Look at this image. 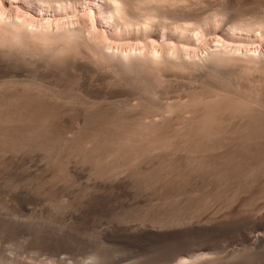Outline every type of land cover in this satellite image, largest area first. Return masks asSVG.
Returning <instances> with one entry per match:
<instances>
[{"label": "rangeland", "instance_id": "374dc122", "mask_svg": "<svg viewBox=\"0 0 264 264\" xmlns=\"http://www.w3.org/2000/svg\"><path fill=\"white\" fill-rule=\"evenodd\" d=\"M5 1L7 0H1L0 2L5 4ZM183 1L185 3L187 2L186 4H188L189 7L192 5L190 8H197V13L200 10L199 14L205 13L204 15H215V13L217 15L221 8V0ZM225 1L227 2L229 0ZM230 2L228 3L233 5V8H237L235 9L237 11L234 10L235 13H238L237 16L234 15L235 17H240L241 15L240 18L249 21L250 19L251 21H256V16L258 17L256 18L257 20L262 17V19H264V0H230ZM1 3L0 13L5 12L4 15L6 18L9 16L14 19L17 17V20H24L31 28L37 26L38 28H42L44 26L43 24L46 25L45 28L49 25V29H55V27L57 28L59 25L63 28H74L77 24L79 25V19H81L80 24L82 22L86 24L84 28H87L88 32L86 29L85 31L88 35L93 38L96 37V40L99 38V40H103V37H106V39L103 40L105 42L104 45H106L107 42L106 47L110 49V51L127 52L130 50L133 51L136 48L138 51L142 49L143 45L146 46L151 44V46H149L153 48L151 49L153 51H160L166 48L167 51L174 52L176 49L175 52L181 50L187 57L197 56L196 58L204 57L206 52L208 53L209 50L212 51V49H221L222 52L227 50L225 53L231 52L230 55L234 53L235 55L251 54L255 56L264 52V32L260 34L256 32V34L251 36L252 38L250 37L248 40H243L242 37L240 39L239 35L232 31L221 32L212 30V34L204 32V37V33L201 31L203 29H200L199 31L196 30L197 32L194 31V33L192 31V41L190 43H185L184 45L179 43L180 45H178V47L176 44L175 46L178 48L177 49L173 44L174 42L163 45L160 41L159 44H154V42L145 44L144 41L142 43L138 42V44L136 43L137 41H134L135 43H133V41L130 43L126 40H118L120 37L119 34H115L109 28H107L106 31V28L101 25L98 26L100 30L97 28L99 33H95L94 30H96V28L93 23L94 26L91 24V15L89 14L90 6L82 1L81 3H83V6L79 5V2L76 3L77 5H74L75 7L73 6V9L69 7L62 12L58 11L60 16L57 18L49 16L56 12L46 11V13L44 12L45 15H41L34 11L35 16H33L36 17L34 20L31 14H24L22 10L7 9L8 11H5V9H3V11ZM195 3L199 4L196 5ZM228 3L227 6H229ZM10 10L13 11L11 12ZM68 11L70 13H67ZM86 11L88 12V14L86 13L88 16L84 15ZM75 13H81L84 16L82 17V15L79 16ZM70 16L71 19H69ZM48 18H53L54 21L50 19L51 21L49 23ZM55 18L56 20L60 18V21H58L60 24L56 22ZM52 21L53 23H51ZM92 22H94L93 19ZM101 29L107 34L103 33V36V31H101ZM110 32L114 34L111 35ZM198 32H201L203 36L197 34ZM100 33L103 37L98 36ZM108 37H111V39ZM108 40L110 41L108 42ZM140 45H142V47H140ZM186 45L188 48L184 47ZM138 46L140 48H138ZM8 48L10 47L0 48V75L2 80H4V88L2 85L0 87V97L3 96V98H1L2 102L0 101V264H181L184 260L188 262L192 260V264H264V138L262 137L260 140L254 141L235 136L232 134V130L236 125L233 123L223 125V128L226 126L227 129L224 128L226 134L223 133L219 135L220 137H214L216 139L212 138L213 141L205 140L206 142L204 144V140L201 144V140H196L191 143L186 141L182 136L180 138V135H182L181 130L184 125L183 119L181 118H183L185 113L178 105L181 102L187 101L194 90L201 89L197 84V86L193 84V81L194 83L196 81L194 78L195 76L192 77V75L196 73H191V75L187 72L191 79L187 74H184L187 77L178 74V77L181 79L177 78V76L174 77L177 74L171 76L172 79L177 78L176 85L174 84L175 79L171 80L169 76L170 78H167L166 82L168 83V80H171L172 84L169 83L173 86L171 88H169L170 86L167 83L166 86L168 87H165V82L162 79L159 80L161 82H158V77L156 78V76L152 79L153 81L148 80L150 77L148 79L147 77L145 78L144 73V78L141 74L142 77L140 78L142 79H139L140 75L137 79L134 75H122V73L121 75L125 77L126 82L124 80L121 81L122 79L120 81L117 80L119 81L117 82L115 80L118 79L116 73L107 72V67L105 68L103 64V66H101V63L97 62L100 69L106 71L104 73V75L106 74L105 76L103 74L100 75L98 72H102L103 70L101 71L99 67L97 68L95 66L96 64H94L96 62L94 61H91V65L89 62L91 58L88 59L86 53L80 56H83V58L86 57V60L85 58L83 61L81 60L82 65H75L73 61H71L73 65H69L70 62H66L64 59L65 57L63 58L60 56L64 63L66 62L69 65V69H66L65 66L67 64L62 67V62H60L62 60L60 57L57 58L60 60H58L60 62L59 65V63H57L58 61L54 59V57L56 58L57 56L52 55L53 60L49 52L45 53L42 51L39 52V55L35 53L36 55L34 54V57L35 59L41 58L42 61L39 59L36 60L39 63L42 62L40 63L41 65H46L48 70L45 68L46 66L43 67L39 65L38 62L36 63V60L33 59V55L29 57L31 54H28L29 56L27 57L32 60V67L36 66V70L30 67L31 65H29V63L31 60L22 63V67H24L26 63L28 64L25 66H29L28 71V69H24L25 67L23 69L21 67V69L19 68L21 65L20 62L25 61V56L27 54L25 55V53H23V55H25L23 56L24 58L22 54L21 57H19L20 54L18 53L21 51L15 52V48H10L11 52H14V54H12ZM147 48L149 47L146 46L143 49ZM7 52H10V57H8ZM15 53L18 54L17 58H21V61L15 60L14 58L16 57H12V55L17 56ZM42 55L44 57H42ZM80 57H78V59ZM4 58L5 60H3ZM22 58L24 60H22ZM27 59L28 58H26V60ZM66 59L70 61L72 58ZM13 61L14 63H12ZM84 61H87L85 63L87 64L86 66H84ZM2 62L5 65H2ZM10 62L12 66H9L11 65ZM56 63L57 66L59 65L58 67L64 68L65 72L63 69L60 70V68L57 67L59 71L56 68ZM15 64H17L16 67ZM88 65L89 67H87ZM38 66L39 68L42 67L40 68L42 70H39ZM70 66L74 67L71 68ZM79 67H81V69ZM95 68L99 71L95 72V70H97ZM50 69H52V71ZM32 70L34 73L36 71L35 75ZM17 71L19 73H17ZM53 71L56 73H53ZM229 71L232 74L235 73L236 75L234 76L233 74V76H237L236 78L238 79L236 80H239V84L236 81L238 86H233V89L242 87L244 90L243 93L250 95L253 86L251 82V78H254L253 75L247 76L248 78L244 75L243 77L240 75L242 79L234 72L236 70L231 69ZM229 71L225 70V72ZM30 72H32V75ZM89 72L91 74H89ZM15 73L17 74L16 76ZM4 74L6 77L3 76ZM92 74H95V78L92 77ZM122 76L119 77L122 78ZM127 76H131L130 78L128 77L129 81L127 80ZM132 76L136 78L132 80ZM147 76L150 75L147 74ZM183 76L185 77L183 80H187L186 82L182 81ZM256 76L257 74H255V77ZM10 77H13L12 80H10ZM15 77L20 79L21 84L25 81L30 84L28 80L35 77L36 79L29 80L32 81L31 84H37L38 82L43 84L45 81V83L48 85L50 84L49 86L55 91L53 89V91H51L49 87V89H47L49 90L48 93L47 90L45 92L44 89L48 88V85L46 84L47 86L45 87L44 83L43 88H45L43 92H41V89V91L38 90V92L34 91L36 89H33L34 92H37L34 94L35 97H33L34 95L32 96V93H34L33 91H29L30 94L27 92V94L31 95V101L29 95L25 96L26 93H24L23 96L19 94L20 96H18L19 98H17V100L15 97L17 102H14H16V104L13 103V105L15 104V107H17V105L20 107L21 105L24 109L17 107L18 110L13 107V110V105L10 108L8 105L12 104L13 97L17 92H22V87L16 84V82L19 83L20 81L18 80L19 82H15L13 80L16 79ZM151 77H153V75ZM8 78L10 80L9 83L11 81L15 82H11L12 84L10 83L11 87L7 82ZM136 79L137 81L134 82ZM34 80H38V82ZM178 80L182 83H179ZM191 80L193 81L190 82ZM159 83L162 84L160 85ZM13 84H15L17 88ZM112 84H115V86L112 87ZM37 85L39 86V83ZM40 86L42 85L40 84ZM90 86L92 89H89ZM14 87L15 90H12ZM117 87H121V89ZM111 89L113 91H111ZM140 89H143L142 92ZM11 90L15 91L14 96ZM134 90L137 91L135 92ZM40 92L43 93V95H45V93L46 95L48 94V99L46 100L52 98V101H49L51 103L46 101L45 97L41 95ZM49 92L53 94L56 93L58 97H54V95L51 97ZM200 92L201 94L203 93L202 91ZM200 92H198V95ZM9 93L13 96V99L8 95ZM83 93L88 98H92L91 102L90 99L89 102H87V97L85 99ZM92 93L94 95H92ZM241 93L240 95L244 96ZM4 96L8 99L10 96L12 101L9 103L10 100L6 98L8 104H5ZM21 96L23 98L26 97V102L23 98V103L19 102ZM39 97L43 100L42 102H40L41 100H39ZM57 98H61V102L57 100L60 102L59 105H54L56 101H54V99ZM93 98L95 99L94 103L92 102L94 101ZM34 99L37 101L36 104L38 107L35 102H33ZM66 99L67 101H65ZM44 100L50 105H47ZM57 101L56 103H58ZM28 102H32L31 105H33V107ZM24 103L28 104L30 108L28 106L27 108L26 106L24 107L22 105ZM38 103H40V106ZM52 103L57 107H53L51 105ZM3 105L5 107L7 105V108L3 107ZM174 108L175 111L169 113V111ZM28 109L31 114L28 113ZM32 111L36 112L32 113ZM47 112L49 115H54L57 118L55 117L54 119V116L50 117ZM163 113L165 114V118L168 113V116L171 117L168 118V121L164 122L167 126H162L163 131L165 130L164 132L166 136H168L164 141H160L161 144L158 141V143H154L156 148H153L152 142H150V144L145 143L146 145H150V147L147 145L149 148H152L134 149L133 152H129L132 156L131 154H126L127 152H125V155L118 154L117 149H115L120 140L118 135L122 132L127 133V130L135 132V128L136 132H138L137 130L140 132L143 123L149 122L154 117H156L155 119L163 118ZM15 114L23 116L24 119L19 117V115H16V117ZM32 114H35L37 118ZM11 115H13V117ZM40 115H42V117H39ZM46 115L48 117H46ZM10 116L11 119L9 118ZM26 117L29 118V120L26 119ZM45 117L46 119L49 118L48 120L52 122V124L50 123L51 125L47 123L48 121H46ZM17 118H19V122ZM30 119L33 120L31 121ZM122 119H125V121H122ZM138 125L141 126V129ZM129 127L131 129H129ZM99 130L105 133V137L108 136L109 140L103 136V140L106 139L104 141L107 142L103 143V140H98V138L97 140L95 139L94 133L99 132L98 134H101ZM89 132L93 133L90 134ZM176 132H180V135L176 134ZM85 133L86 135H84ZM227 133H231L232 136ZM80 134L82 136H80ZM98 134H96L97 137ZM182 139H184L185 142L184 140L182 141ZM188 143L191 144L189 145ZM195 144L196 146H194ZM198 144L200 148L196 150V147L199 146ZM63 256L66 257L63 258ZM194 261L197 263H194Z\"/></svg>", "mask_w": 264, "mask_h": 264}, {"label": "bare ground", "instance_id": "6f19581e", "mask_svg": "<svg viewBox=\"0 0 264 264\" xmlns=\"http://www.w3.org/2000/svg\"><path fill=\"white\" fill-rule=\"evenodd\" d=\"M1 1V0H0ZM82 2H85L87 4H89L90 6V11H89V14L91 15V24L93 23L95 25V28L96 30H94V32H98L100 29H99V25H101L102 27L106 28V31H107V28H109L110 30H112L115 34H119L120 37L118 38V40H126L127 42H130L132 43H135L134 41H137L136 43H142L144 41L145 44H148L149 42L153 43L154 44L158 43L159 44V41L163 44V45H168V44H171L173 43L174 46L176 45L178 47V45L182 44L184 45L185 43H190L192 40H191V36H192V31L194 33V31H199L200 29H203L201 30L203 33H211L213 32L212 30L214 31H221V32H226V31H229V32H233L237 35H239V38L241 39V37L243 38V40H248L252 35L256 34V32H259L260 33H263L264 32V19L260 18V19H256L258 18L256 16L255 20L256 21H250L249 20H244V18H240V17H235L234 15L237 16L238 13H235V9L237 8H233V5L229 4L228 2L229 1H225V0H221V8H220V12L215 13L214 14H206L204 15L205 13H200L199 14V11L197 13V8L195 9L194 8V5H193V8H190L188 6V4H186L183 0H7L5 1L6 3L4 4L3 2L1 3V5L3 6L2 7V10L5 9V11L7 9H18V10H22L24 11V14H31L32 16L35 14L34 11H36L38 14H41V15H45L44 12L46 13V11L48 12H56L55 14H50L49 16H54V17H59L60 16V13H58V11H63V10H67L69 7H71L73 9V6L74 5H77L76 3H79V5H82L83 3ZM188 1V0H187ZM196 1V0H195ZM234 1H238V0H234ZM258 1V0H257ZM262 1V0H261ZM226 2V3H225ZM189 3V2H188ZM193 3V2H192ZM203 3V2H202ZM227 3L229 6H227ZM231 3V2H230ZM233 3V2H232ZM191 4V2H190ZM196 4V3H195ZM199 4V3H197ZM196 4V5H197ZM234 4V3H233ZM78 5V6H79ZM231 5V6H230ZM83 6V5H82ZM235 6V5H234ZM238 6V5H237ZM75 7V6H74ZM86 7V6H84ZM202 7V6H201ZM1 8V7H0ZM78 8V7H77ZM204 8V7H203ZM215 8V7H214ZM72 9H69L71 11H73ZM84 9V8H83ZM87 9V8H86ZM85 9V10H86ZM199 9V8H198ZM12 10V11H13ZM77 10V9H76ZM75 10V11H76ZM79 10V9H78ZM235 10V11H234ZM4 11V10H3ZM8 11V10H7ZM11 11V10H10ZM11 11V12H12ZM74 11V12H75ZM206 11V10H205ZM240 11V10H239ZM33 14H32V13ZM65 12V11H64ZM211 12V11H210ZM216 12V11H215ZM2 13V12H1ZM0 13V48L2 47H10L11 49L12 48H15L14 51H21L20 53V56L21 57V54H22V57L25 56V61L23 62H20V64L17 62L20 66L19 68L21 67L22 69L28 65L27 63L23 66L22 63L24 62H28L30 61L31 59H29V57H31L33 55V59H35L34 57V54L36 53L37 55H39V52H49V54H51V59H53V56H57L56 58L54 57V59H56L55 61H58L59 59H57L58 57H65V61L66 62H70L69 65H82V61L86 60V57L83 58L80 57L83 53H86L87 56H88V59L87 61H89L91 63V61H94L96 63L95 66L98 68V63H101V66L103 67H107L106 69L108 70L107 72L111 73L113 72L114 74L116 73V76L118 79H115L116 81L117 80H121V81H125L126 82V79L125 77H123L122 75H125V74H131V75H134L137 77L138 79V76H139V79H142L140 77L141 74L145 75V78L147 77L148 80H152L153 78H155L154 76H156V78L158 77V82H161L159 80H164L165 82V87H168L166 86L167 84L171 83V80H174L172 79L171 76L175 75L174 77L177 76V78H180L178 77V74L179 75H184V74H187V76H189V74H193V73H196L195 75H192V77L195 78V83L193 80H191L190 82L193 81V84L194 86H200L201 89H196L194 90L193 94L190 96V98L185 101V102H181L179 103L178 107H181L182 110H184V113L185 115H183V122H184V125L182 127V130H181V134L180 135V132L176 134H179L180 135V138L181 136L188 142H193V141H196V140H201V144L203 142V144L206 142L205 140H208V141H213L212 138L216 137V136H219V135H222L223 133H225V129H226V126H224L223 128V125H227L229 123H233L234 125H236L234 127V129L232 130V134H234L235 136H238V137H241V138H247L248 140H260V138H264V52L262 54H259V55H239V54H232L230 55L229 52L225 53L226 51L222 52V50L220 49H216V50H209V52L207 53L206 52V55L204 57H201V58H196L194 55V57H187L186 54H184V52H182L181 50H178L175 52H169L167 51V49L163 48V50H160V51H153L151 49H153L152 47L150 48L151 44L149 45H146L147 49H143L144 47H146L145 45H140V47H142L141 50H130V51H127V52H123V51H110V49H108L106 47L107 45V42H106V45H104V39H106V37L103 35V33L105 34L106 32H104L102 29L101 31L102 32V35L105 37H103L101 35V33L98 35L99 37L102 36L103 37V40H96V37L93 38L91 37L90 35L87 34L88 30L87 28H84V26L86 25L85 23H81V19H79V25L77 24L74 28L71 27V28H63L61 25H59V27H55V29H49L48 26L45 28V24L43 25H40V26H43L42 28L38 26L37 27H34V28H31V26L29 27V24L24 22V20L22 21L21 19L17 20V17L16 19L14 18H9L5 17L4 13H2L1 15ZM10 13V12H9ZM67 13H70L69 11ZM84 13V11H83ZM86 13L88 14V12L86 11L84 15H86ZM241 14V11L239 12ZM66 14V12H65ZM73 14V13H72ZM76 14V13H75ZM233 14V15H232ZM11 15V14H10ZM30 15V17H31ZM69 15V14H68ZM74 15V14H73ZM72 15V16H73ZM76 15H79L81 16L82 14H76ZM82 15V17L84 16ZM89 15V16H90ZM244 15V14H242ZM14 16V15H13ZM24 16V15H23ZM35 16V15H34ZM33 16V17H34ZM88 16V15H86ZM40 17V16H39ZM68 17V16H66ZM73 17H76V16H73ZM78 17V16H77ZM246 17V16H244ZM248 17V16H247ZM260 17V16H259ZM36 17L32 18L33 20L35 19ZM47 18V17H46ZM55 18V20H56ZM61 18V17H60ZM59 18V19H60ZM64 19H66L65 17H63ZM62 18V20H63ZM24 19V18H23ZM43 20H45L44 18H42ZM40 19V20H42ZM49 19V18H48ZM53 20V18H50ZM49 19V23H50V20ZM56 20V22L58 23V21L60 20ZM69 19H71V16L69 17ZM73 19V18H72ZM92 19L94 20V22H92ZM30 20V19H29ZM61 20V21H62ZM68 20V19H67ZM54 21V20H53ZM53 21L51 23H53ZM66 21V20H65ZM44 22V21H43ZM47 22V21H46ZM85 22V21H84ZM40 23V22H39ZM45 23V22H44ZM56 23V25H57ZM48 24V23H47ZM55 24V23H54ZM60 24V22L58 23ZM84 24V25H83ZM92 24V25H93ZM91 25V26H92ZM93 25V26H94ZM58 26V25H57ZM72 26V25H71ZM51 27V26H50ZM86 27V26H85ZM99 30H98V29ZM86 29V31H85ZM94 29V28H93ZM92 29V30H93ZM98 30V31H97ZM100 31V32H101ZM196 31V32H197ZM111 33V35H113L114 33ZM220 32V33H221ZM99 33V32H98ZM205 33H204V37H205ZM215 33V32H214ZM218 33V32H217ZM107 34V33H106ZM197 34L201 35L202 33L198 32ZM212 34V33H211ZM264 34V33H263ZM262 34V35H263ZM96 35V34H95ZM118 35V36H119ZM195 35V34H194ZM261 35V36H262ZM109 36V34H108ZM203 36V35H201ZM199 36V37H201ZM114 37V36H113ZM196 37V36H195ZM198 37V36H197ZM109 39H111V37H108ZM203 38V37H202ZM221 38V37H220ZM252 38V37H251ZM110 40H108L109 42ZM125 41V42H126ZM196 41V39H195ZM194 41V42H195ZM202 41V40H201ZM118 42V41H116ZM124 42V41H123ZM178 42V43H176ZM122 43V42H120ZM138 43V44H139ZM143 43V44H144ZM160 43V45L162 46V44ZM180 43V44H179ZM126 44V43H125ZM136 44V45H138ZM204 44V43H203ZM244 44V43H243ZM256 44V43H255ZM254 44V45H255ZM135 45V44H134ZM198 45V44H197ZM201 45V44H200ZM122 46V45H121ZM120 46V47H121ZM175 46V47H176ZM210 46V45H209ZM220 46V45H219ZM138 46V48H140ZM176 47V48H177ZM184 47H187L184 46ZM188 47H189V44H188ZM187 47V48H188ZM217 47V45H216ZM221 47V46H220ZM8 48L11 52V49ZM170 48V47H169ZM180 48V46H179ZM197 48V47H196ZM218 48V47H217ZM238 48V47H237ZM7 49V51H8ZM17 49V50H16ZM112 49V48H111ZM150 49V50H149ZM155 49V48H154ZM172 49V48H171ZM178 49V48H177ZM182 49V47H181ZM211 49V48H210ZM215 49V48H214ZM247 49V48H246ZM5 50V49H4ZM1 51V50H0ZM3 51V49H2ZM230 51V50H229ZM10 52H7L8 53V57H10L9 53ZM38 52V53H37ZM248 52V51H247ZM253 52V51H252ZM12 54H14V52H11ZM23 53H25V55H23ZM229 53V54H228ZM246 53V52H245ZM244 53V54H245ZM250 53V52H249ZM248 53V54H249ZM4 54V52H3ZM5 54H6V51H5ZM4 54V55H5ZM17 53H15L16 55ZM18 54L17 56H13L12 57H18ZM30 56H29V55ZM35 54V55H36ZM43 54V53H42ZM199 54V53H198ZM7 55V54H6ZM41 55V54H40ZM44 55V54H43ZM42 55V57H44ZM47 55V54H46ZM53 55V56H52ZM65 55V56H64ZM29 56V57H27ZM48 56V55H47ZM68 56V57H67ZM85 56V55H84ZM1 57V56H0ZM4 57V56H3ZM37 57V56H36ZM60 57V58H61ZM78 57H80L78 59ZM14 58L15 60H18V61H21L20 59L21 58ZM24 58V57H23ZM22 58V60H24ZM26 58H28L26 60ZM66 58H72L70 61L67 60ZM13 59V60H14ZM36 59H39V58H36ZM35 59V60H36ZM45 59V58H44ZM43 59V60H44ZM53 59V60H54ZM5 60V58L3 59ZM41 60V58L39 59ZM51 60V61H53ZM62 62V67H64L67 63L63 61V59L61 58ZM82 60V61H81ZM9 61V60H8ZM42 61V60H41ZM57 62L59 63L60 65V62ZM71 61H73L74 63L71 64ZM87 61H84V64L87 62ZM32 60L30 61L29 65H31L30 67L31 68H35L34 70H36V66L32 67V64H31ZM36 63L38 62L37 60L35 61ZM45 62V61H44ZM76 62V63H75ZM98 62V63H97ZM5 63V61H4ZM8 63V62H7ZM14 63V61L12 62ZM39 63V62H38ZM42 63V62H40ZM39 63V65H41ZM57 63H56V68L59 66H57ZM78 63V64H77ZM2 65H5L3 64V62L1 63ZM9 64V63H8ZM7 64V65H8ZM11 64V62H10ZM35 64V63H33ZM55 64V62H54ZM89 64V63H88ZM103 64V65H102ZM6 65V66H7ZM52 65V64H51ZM69 65L67 64L65 66L66 69H69ZM87 64H85L84 66H86ZM92 65V63H91ZM90 65V66H91ZM100 65V64H99ZM9 66H12L9 65ZM17 66V64H15V67ZM41 66H46V65H41ZM94 66V65H93ZM94 66V67H95ZM51 67V66H50ZM49 67V68H50ZM55 67V66H54ZM68 67V68H67ZM71 68H73L72 66H70ZM76 67V66H75ZM89 67V65L87 66ZM8 68V67H7ZM20 68V69H21ZM29 66L25 67L24 69H28ZM31 68H30V71H31ZM42 68V67H40ZM39 66H38V69L39 70H42L40 69ZM47 70H48V67L46 66L45 67ZM52 68V67H51ZM55 68V69H56ZM60 68V70H64L65 72V69L64 68H61V67H58ZM57 68V69H58ZM81 69V67H79ZM85 68V67H84ZM95 68V69H97ZM102 68V67H101ZM224 68L226 71H229V70H236L234 72H236L238 74V77H240V75L243 77V75L245 77L247 76H252L254 78H251V82L253 83L252 85V92L250 91V95H246L243 90L242 87H238L237 89L241 88L242 89V93H241V89L237 90L236 88L233 89V86L237 85L238 86V82L239 80L237 81L236 77H234L236 74H233L229 72H225ZM53 69V68H52ZM52 69H50L52 71ZM56 69V70H57ZM77 69V68H76ZM74 69V70H76ZM91 69V68H90ZM100 69V67H99ZM5 70V69H4ZM8 70V69H7ZM19 70V69H18ZM44 70V69H43ZM59 70V69H58ZM57 70V72H58ZM59 70V71H60ZM79 70V69H78ZM88 70V69H86ZM94 70V69H93ZM101 70V69H100ZM104 71V69H102ZM101 70V71H102ZM110 70V71H109ZM29 71V69H28ZM33 71V70H32ZM67 71V70H66ZM71 71V70H70ZM77 71V70H76ZM80 71V70H79ZM83 71V70H82ZM92 71V70H91ZM99 70H95V72H98ZM98 72L101 74L104 75V72ZM6 72V71H5ZM21 72V70H20ZM45 72V70H44ZM46 72H49V71H46ZM75 72V71H74ZM81 72V71H80ZM93 72V73H95ZM189 72V74L187 73ZM17 73H19L17 71ZM34 73V71H33ZM36 73V71H35ZM34 73V75H35ZM52 73V72H51ZM53 73H56L53 71ZM79 73V72H78ZM123 73V74H122ZM146 73V74H145ZM27 74V73H26ZM25 74V75H26ZM30 74L32 75V72H30ZM89 74H91L89 72ZM96 74V73H95ZM94 74V75H95ZM122 76L119 77L118 76ZM122 74V75H121ZM150 75V76H147ZM255 74H257V76L255 77ZM9 75V74H8ZM12 75V73H11ZM17 74L15 73V76ZM94 75L92 74V77H94ZM106 75V74H105ZM104 75V76H105ZM144 75H143V78H144ZM153 75V77H151ZM5 76V74L3 75ZM10 76V75H9ZM13 76V75H12ZM22 76V75H21ZM28 76V75H27ZM80 76V75H79ZM91 76V75H90ZM113 76V77H114ZM168 76V77H167ZM171 78H170V77ZM186 76V75H184ZM183 76L182 78V81L186 82L185 80V77ZM186 76V77H187ZM1 77V75H0ZM6 77V76H5ZM3 77V78H5ZM20 77V76H19ZM25 77V76H23ZM37 77V76H36ZM98 77V76H97ZM112 77V78H113ZM115 77V78H116ZM127 76V80L129 81V77ZM136 77H133L132 76V80L133 78H136ZM240 77V78H242ZM11 78V77H10ZM13 78V77H12ZM12 78L10 80H12ZM16 78V77H15ZM18 78V77H17ZM13 79L15 82L16 81H20V79ZM21 78V77H20ZM26 78V77H25ZM35 78V77H34ZM34 78H31L29 80H33ZM95 78V77H94ZM106 78V77H105ZM120 78V79H119ZM124 78V79H123ZM167 78H170L171 80L169 81L168 80V83L166 82L167 81ZM177 78L175 79V85H176V81H177ZM189 78L191 79V77L189 76ZM235 78V79H234ZM248 78V77H247ZM22 79V78H21ZM28 79V78H27ZM36 79V78H35ZM44 79V78H43ZM52 79V78H51ZM80 79V78H79ZM101 79V78H100ZM111 79V78H110ZM114 79V78H113ZM134 80L135 81H137ZM181 79V78H180ZM179 79V80H180ZM188 79V80H190ZM193 79V78H192ZM243 79V78H242ZM240 79V80H242ZM245 79V78H244ZM2 80V77L0 79V81ZM6 80V79H5ZM9 78L7 79V82L9 83ZM29 83H27L26 81L23 82L21 84V81L19 83L16 82V84L20 85L22 87V92H17L16 95L14 96V92L15 91H12V90H15V87L12 88L11 90V93L13 94L10 95V93L8 95L11 96V98L13 99H10V96H9V99L7 97L4 96L5 100L4 102H6V98L9 101V103L11 102L12 104H9L8 107L10 108L13 103L16 104V100L17 98H19L18 96H20L19 94H22V96L24 95V93L27 94V92L30 94L29 91H33V89H36L34 91H41L43 92V89L48 85L47 83H45V81L43 82V84L45 83V87L43 88V84L38 82V80H34L36 82L39 83V86L40 84L42 86V88H40L37 84H31L32 81H29ZM82 80V79H81ZM105 80V79H104ZM112 80V79H111ZM131 80V81H132ZM179 83H182L181 81H179ZM248 80V79H247ZM4 80H2L1 84H0V87L2 85L3 87V82ZM14 81H11V82H14ZM42 81V80H41ZM50 81V80H49ZM88 81V80H87ZM93 81V80H92ZM115 81V82H116ZM117 81V82H119ZM142 81V80H140ZM153 81V80H152ZM199 81V82H197ZM237 81V83H236ZM6 82V81H5ZM6 82V84H7ZM10 82V83H11ZM14 82V83H15ZM79 82V81H78ZM89 82V81H88ZM94 82V81H93ZM132 82V83H134ZM163 82V83H164ZM174 82V81H173ZM244 82V81H243ZM9 83V85H10ZM26 83V84H24ZM92 83V82H91ZM105 83V82H104ZM109 83V82H108ZM112 83V82H111ZM114 83V82H113ZM124 83V82H123ZM129 83V82H128ZM145 83H146V80H145ZM144 83V84H145ZM150 83V82H148ZM155 83V82H154ZM157 83V81H156ZM167 83V84H166ZM200 83V85H199ZM5 84V85H6ZM12 84V83H11ZM28 84V85H27ZM47 84V85H46ZM87 84V83H86ZM94 84V83H93ZM92 84V86H93ZM136 84V83H135ZM134 84V86H135ZM160 85L162 83H159ZM172 84V83H171ZM171 84H169V88L173 87ZM178 84V83H177ZM191 84V83H190ZM192 84V85H193ZM197 84V85H196ZM4 85V86H5ZM14 86H16L15 84H13ZM50 85V84H49ZM47 86L48 88L44 89L45 92L47 89H49L50 86ZM73 85V84H72ZM89 85V84H88ZM91 85V84H90ZM109 85V84H107ZM111 85V84H110ZM150 85V84H149ZM163 85V86H164ZM248 85V84H247ZM24 86V87H23ZM53 86V85H52ZM80 86V85H79ZM78 86V87H79ZM87 86V85H86ZM99 86H102V85H99ZM104 86V85H103ZM115 84H112V87H114ZM133 86V85H132ZM193 86V87H194ZM242 86V85H240ZM250 86V87H251ZM11 87V85H10ZM20 87V89H21ZM109 87V86H108ZM112 87H109V88H112ZM128 87V86H127ZM136 87V86H135ZM143 87V86H142ZM246 87V86H245ZM4 88V87H3ZM17 88V86H16ZM51 88V87H50ZM98 88V87H97ZM101 88V87H100ZM116 88V87H115ZM117 88H120L121 87H117ZM123 88V87H122ZM126 88V87H125ZM129 88V87H128ZM156 88V87H155ZM158 88V87H157ZM164 88V87H163ZM1 89V88H0ZM7 89V88H6ZM11 89V88H10ZM41 89V90H40ZM53 88H51L50 90H52ZM89 89H92L91 86ZM96 89V88H95ZM114 89V88H113ZM150 89V88H149ZM159 89V88H158ZM157 89V90H158ZM246 89V88H245ZM17 90V89H16ZM85 90V89H83ZM109 90V89H108ZM128 90V89H127ZM133 90V88H132ZM141 90V89H140ZM143 90V89H142ZM141 90V92H142ZM2 91V90H1ZM7 91V90H6ZM19 91V90H18ZM33 91V92H34ZM49 90H47V93H48ZM55 91V90H54ZM91 91V90H90ZM94 91V90H93ZM97 91V90H96ZM111 91H113L111 89ZM119 91V90H118ZM135 91V90H134ZM137 91V90H136ZM135 91V92H136ZM202 91L203 93L201 94ZM240 91V92H239ZM37 92H34L32 93V96L37 93ZM40 92V93H41ZM44 92V93H45ZM115 92V91H114ZM126 92V91H125ZM124 92V93H125ZM140 92V94H141ZM157 92V91H156ZM198 92L199 95H198ZM51 97H53L52 95H54V97L57 95L56 93L53 94L51 92H49ZM81 93V92H80ZM79 93V94H80ZM120 93V92H119ZM127 93V92H126ZM197 93V94H196ZM243 94L244 96L240 95ZM2 94V93H1ZM18 94V95H17ZM25 96H28L29 94H27ZM84 94V93H83ZM82 94V95H83ZM91 94V93H90ZM95 94V92H94ZM92 93V95H94ZM112 94V93H111ZM37 95V94H36ZM40 95V94H38ZM41 95H43V93H41ZM40 95V96H41ZM46 95V93H45ZM45 100L48 99L47 95L45 96ZM50 95H49V98H50ZM81 95V96H82ZM99 95V94H98ZM102 95V94H101ZM104 95V94H103ZM109 95V94H108ZM123 95V94H122ZM127 95V94H126ZM246 95V97H245ZM7 96V95H6ZM21 96V99L19 102H22V97ZM24 96V97H25ZM30 96L29 95V99H30ZM43 96H41L42 98H44ZM85 96V94H84ZM91 96V95H90ZM89 96V97H90ZM107 96V95H106ZM115 96V95H114ZM15 97H16V100H15ZM35 97V95L33 96ZM38 97V96H37ZM36 97V98H37ZM58 97V96H56ZM83 97V96H82ZM87 96H85V99H86ZM96 97V96H95ZM100 97V96H99ZM104 97V96H103ZM108 97V96H107ZM112 97V96H111ZM1 98L0 97V101H1ZM26 98V97H25ZM25 98H23L25 100ZM35 98V99H36ZM40 98V97H39ZM28 99V98H27ZM34 101L35 104L37 103V101ZM51 99V100H50ZM49 100H46V101H52V98H50ZM61 99V98H60ZM59 98L57 99H54V101L56 100H59L61 102ZM89 99H90V102L92 100V98H88L87 97V102H89ZM94 99V98H93ZM145 99V98H144ZM143 99V100H144ZM33 100V99H32ZM39 100H41L40 102H42L43 100L40 98ZM44 100V102L46 103V101ZM72 100V99H71ZM110 100V99H109ZM108 100V101H109ZM123 100V99H122ZM121 100V101H122ZM16 101V102H14ZM29 101V100H28ZM31 101V99H30ZM29 101V102H30ZM54 103V105H59V101H57L58 103ZM67 101V99L65 100ZM73 101V100H72ZM97 101V100H96ZM103 101V100H101ZM138 101V100H137ZM148 101V100H147ZM2 102V101H1ZM0 102V104H1ZM26 102V100H25ZM28 102V103H29ZM39 102V101H38ZM43 102V103H44ZM81 102V101H80ZM93 103L95 102V99L94 101H92ZM98 102V101H97ZM96 102V103H97ZM135 102V101H134ZM23 103V102H22ZM44 105L46 106L47 105H50L49 103H46ZM108 103V102H107ZM112 103V102H111ZM136 103V102H135ZM5 104H8V101L5 103ZM14 104V105H15ZM21 104V103H20ZM30 105L32 104L29 103ZM34 104V103H33ZM39 106H40V103H38ZM42 104V103H41ZM92 104V103H91ZM98 104V103H97ZM114 104V103H113ZM155 104V102H154ZM12 106V109L14 110V108H17L19 105H17V107L15 106ZM24 107L28 106V104L24 103L22 104ZM37 105V104H36ZM43 105V104H42ZM53 107H57V106H54L53 103L51 104ZM64 105V104H63ZM115 105V104H114ZM139 105V104H138ZM137 105V106H138ZM143 105V104H142ZM33 107V105H31ZM43 106V107H45ZM84 106V105H83ZM113 106V105H112ZM126 106V105H125ZM128 106V105H127ZM2 107V106H1ZM3 107H5L3 105ZM2 107V108H3ZM14 107V108H13ZM21 108H23L21 105H20ZM18 107V108H20ZM30 108V106H28ZM31 107V108H32ZM38 107V105H37ZM37 107H34V108H37ZM52 107V108H53ZM59 107V106H58ZM139 107V106H138ZM177 107V106H176ZM175 107V108H176ZM7 108V105L6 107ZM8 108V109H9ZM17 108V109H18ZM89 108V107H88ZM175 108L172 109L171 111H169V113L172 111L174 112L175 111ZM15 109V110H17ZM24 109V108H23ZM48 109V107H47ZM92 109V108H91ZM155 109V108H154ZM1 110V109H0ZM11 110V109H9ZM19 110V109H18ZM29 110V109H28ZM114 110V109H113ZM147 110V108H146ZM152 110V109H151ZM8 111V110H7ZM39 111V109H38ZM42 111V110H41ZM40 111V112H41ZM46 111V110H44ZM48 111V110H47ZM6 112V111H5ZM28 112V111H27ZM36 111H32V113H35ZM43 112V111H42ZM121 112V111H120ZM135 112V111H134ZM148 112V111H147ZM151 112V111H150ZM11 113V112H10ZM30 113V110L29 112ZM48 113V112H47ZM91 113V112H90ZM119 113V112H118ZM131 113V112H130ZM168 113V114H169ZM8 114V113H7ZM23 114V113H21ZM31 114V113H30ZM37 114V113H36ZM39 114V112H38ZM44 114V113H43ZM52 114V112H51ZM57 114V113H56ZM123 114V113H122ZM147 114V113H146ZM153 114V113H152ZM168 114H166V118L164 117V113H163V118H159V119H155L156 117L152 118V120H150L149 122H145V124L140 123L142 124V129H141V126H139V128L141 129L140 132L139 130H137L138 132H136V128H135V132L133 131H130V130H127V133L126 132H122L120 135H118V138H120L119 140V144L118 146L115 148L117 149V152L118 154H124L125 155V152H127L126 154H131L129 152H133L134 149H137V148H144V149H147L150 147V145H146L145 143H149L152 142L153 143V148L155 147L154 146V143H160L161 140H165V138L168 136H166L165 134V130L163 131V127L162 126H165L166 124H164L165 121H168V118H170L171 116H168ZM1 115V114H0ZM4 115V114H3ZM10 115V114H8ZM14 115V114H13ZM13 115H11L13 117ZM16 115H19V114H15ZM33 115V114H32ZM49 115V113H48ZM65 115V113H64ZM67 115V114H66ZM114 115V114H113ZM11 116L9 117L11 119ZM26 116V115H25ZM35 116V114L33 115ZM32 116V117H33ZM50 117H53L52 115H49ZM88 116V114H87ZM126 116V115H125ZM173 116V115H172ZM3 117V116H2ZM17 117V116H16ZM19 117H22L23 116H20ZM29 117V115H28ZM37 118V116H35ZM34 117V118H35ZM39 117H42V115H40ZM38 117V118H39ZM44 117V115H43ZM46 117H48L46 115ZM45 117V119H46ZM56 116H54V119H55ZM101 117V116H100ZM147 117V116H146ZM162 117V116H160ZM6 118V117H5ZM57 118V117H56ZM119 118V117H118ZM121 118V117H120ZM4 119V118H3ZM19 118H17V121H18ZM24 119V118H23ZM26 119L29 120V118L26 117ZM26 119H25V122H26ZM43 119V118H42ZM49 119V118H48ZM46 119V121H48L47 123H51L50 120ZM133 119V118H131ZM135 119V118H134ZM138 119V118H137ZM147 119V118H146ZM145 119V120H146ZM172 119V118H171ZM170 119V120H171ZM13 120V119H12ZM31 120V119H30ZM33 120V119H32ZM31 120V121H32ZM40 120V118H39ZM90 120H91V117H90ZM128 120V118H127ZM142 120V119H141ZM144 120V118H143ZM22 121V120H21ZM35 121V120H34ZM45 121V122H46ZM58 121V120H57ZM89 121V120H88ZM116 121V120H115ZM119 121V120H118ZM122 121H125V119H122ZM131 121V120H130ZM19 122V121H18ZM37 122V121H35ZM42 122V121H41ZM44 122V121H43ZM55 122V121H54ZM86 122V120H85ZM135 122V121H134ZM102 123V122H101ZM117 123V121H116ZM119 123V122H118ZM126 123V122H124ZM131 123V122H130ZM167 123V122H166ZM40 124V123H39ZM44 124V123H43ZM48 124V125H49ZM50 124V125H51ZM231 124V125H233ZM112 125V124H111ZM230 125V126H231ZM24 126V125H23ZM34 126V125H33ZM60 126V125H59ZM118 126V125H116ZM136 126V125H135ZM167 126V125H166ZM229 126V125H228ZM39 127V126H38ZM46 127V126H44ZM102 127V126H101ZM115 127V126H114ZM126 127V126H125ZM125 127H122V128H125ZM131 127V125H130ZM129 127V129H131ZM121 128V129H122ZM133 128V127H132ZM166 128V127H165ZM233 128V127H232ZM231 128V129H232ZM9 129V128H8ZM33 129V128H32ZM35 129V128H34ZM45 129V128H44ZM101 129V128H100ZM118 129V128H117ZM120 129V128H119ZM128 129V128H127ZM134 129V128H133ZM138 129V128H137ZM31 130V129H30ZM58 130V129H57ZM110 130V129H109ZM116 130V129H115ZM227 130V129H226ZM229 130V128H228ZM37 131V130H36ZM41 131V129H40ZM43 131V130H42ZM46 131V130H45ZM48 131V130H47ZM88 131V130H87ZM91 131V130H90ZM100 131V130H99ZM105 131V129H104ZM114 131V130H113ZM124 131V130H123ZM130 131V132H128ZM44 132V131H43ZM101 132V131H100ZM107 132V131H106ZM120 132V131H119ZM228 132V131H227ZM230 132V131H229ZM41 133V132H40ZM71 133V132H70ZM90 133V132H89ZM88 133V134H89ZM93 133V132H92ZM90 133V134H92ZM99 133V132H98ZM98 133H94L95 134V139L98 140L101 139L103 140V136L105 137V133L104 132H101V136L98 134ZM112 133V132H111ZM46 134V133H45ZM88 134H87V137H88ZM98 134V137L97 135ZM107 134V133H106ZM114 134V133H113ZM116 134V133H115ZM226 134V133H225ZM229 134V133H227ZM10 135V134H9ZM79 135V134H78ZM86 135V133L84 134ZM175 135V134H174ZM178 135V136H179ZM231 135V133L229 134ZM233 135V136H234ZM42 136V135H41ZM75 136V134H74ZM80 136H82L80 134ZM100 136V137H99ZM107 136V135H106ZM232 136V135H231ZM45 137V136H44ZM220 137V136H219ZM228 137V136H227ZM106 139L108 138L105 137ZM111 138V136H110ZM116 138V137H115ZM171 138V137H170ZM168 138V139H170ZM175 138V137H174ZM223 138V137H222ZM234 138V137H233ZM240 138V139H241ZM28 139V138H26ZM75 139V138H74ZM82 139V138H81ZM86 139V138H85ZM104 139V140H106ZM112 139V138H111ZM179 139V138H177ZM182 139V141L184 140ZM210 139V140H209ZM216 139V138H214ZM228 139V138H227ZM242 139V140H243ZM84 140V139H83ZM103 140V143L104 142H107V141H104ZM109 140V138H108ZM172 140V139H171ZM184 140V142H185ZM219 140V139H218ZM226 140V138H225ZM224 140V141H225ZM91 141V140H90ZM115 141V140H114ZM208 141H207V144H208ZM223 141V142H224ZM231 141V140H230ZM87 142V141H86ZM101 142V141H99ZM110 142V141H109ZM118 142V141H117ZM167 142V141H166ZM164 142V143H166ZM236 142V141H235ZM79 143V142H78ZM88 143V142H87ZM102 143V142H101ZM100 143V144H101ZM144 143V144H143ZM190 143V144H191ZM194 143H197V142H194ZM193 143V144H194ZM32 144V143H31ZM86 144V143H85ZM90 144V143H88ZM161 144V143H160ZM169 144V143H168ZM187 144V142H186ZM189 144V143H188ZM189 144V145H190ZM248 144V143H247ZM75 145V144H74ZM84 145V144H83ZM82 145V146H83ZM152 145V144H151ZM170 145V144H169ZM175 145V144H174ZM185 145V144H184ZM199 145V144H198ZM206 145V144H205ZM204 145V147H205ZM102 146V144H101ZM115 146V145H114ZM146 146V147H145ZM157 146V144H156ZM178 146V144H177ZM196 146V144L194 145ZM193 146V147H194ZM259 146V145H258ZM22 147V146H21ZM75 147V146H74ZM77 147V146H76ZM86 147V146H85ZM94 147V146H93ZM151 147V148H152ZM202 147V145H201ZM207 147V146H206ZM210 147V146H208ZM55 148V147H54ZM149 148V149H151ZM156 148V147H155ZM190 148V147H189ZM195 148V147H194ZM197 148H200V145L196 147V150ZM203 148V147H202ZM256 148V147H255ZM14 149V148H13ZM177 149V148H176ZM192 149V148H191ZM158 150V149H157ZM195 150V149H193ZM209 150V149H208ZM218 150V149H217ZM253 150V149H252ZM101 151V150H100ZM115 151V150H114ZM141 151V150H140ZM144 151V150H142ZM146 151V150H145ZM149 151V150H147ZM154 151V150H153ZM160 151V150H159ZM222 151V150H221ZM82 152V151H81ZM113 152V151H112ZM137 152V151H136ZM116 153V151H115ZM153 153V152H152ZM196 153V152H195ZM205 153V152H204ZM251 153V152H250ZM255 153V152H254ZM259 153V152H258ZM98 154V153H97ZM146 154V153H145ZM212 154V153H211ZM115 155V154H113ZM138 155V154H137ZM149 155V154H148ZM231 155V154H230ZM128 156V155H127ZM132 156V154H131ZM135 156V155H134ZM133 156V157H134ZM110 158V157H109ZM196 158V157H195ZM230 158V157H229ZM239 158V157H238ZM107 159V158H106ZM125 159V158H124ZM237 159V158H236ZM131 160V159H130ZM132 161V160H131ZM134 161V159H133ZM173 162V161H172ZM226 162V161H225ZM204 163V162H203ZM227 164V163H226ZM233 164V163H232ZM264 166V165H263ZM201 168V167H200ZM238 168V167H237ZM244 171V170H243ZM221 173V172H220ZM250 175V174H249ZM261 235V234H260ZM257 239V238H256ZM60 257V256H59ZM66 257V256H65ZM63 256V258H65ZM203 258V257H202ZM59 259V258H57ZM56 259V260H57ZM195 259V258H194ZM67 260V259H66ZM206 260V259H205ZM185 261V260H184ZM182 261L181 264H192L193 261ZM10 262V261H9ZM62 262H65V261H62ZM202 262V261H201ZM17 263V262H16ZM194 263H197L196 261H194ZM200 263V262H199ZM11 264V263H10ZM198 264V263H197Z\"/></svg>", "mask_w": 264, "mask_h": 264}]
</instances>
